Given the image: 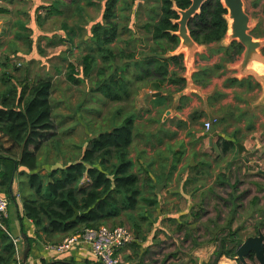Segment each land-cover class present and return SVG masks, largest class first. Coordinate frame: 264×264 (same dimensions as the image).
Instances as JSON below:
<instances>
[{"label":"rangeland","instance_id":"374dc122","mask_svg":"<svg viewBox=\"0 0 264 264\" xmlns=\"http://www.w3.org/2000/svg\"><path fill=\"white\" fill-rule=\"evenodd\" d=\"M115 1L118 10L122 5L123 15L112 18L113 23L118 25V36L110 47L115 52L119 49L127 53L132 51L136 58L151 54L152 41L142 24L145 23L150 10L157 7L160 1L139 0L134 6L129 4L132 0ZM75 6L76 4H72L65 9L73 11ZM93 8L98 11L100 6L94 5ZM142 8L147 11L144 16L138 15ZM244 9L250 17L251 34L255 38H263L264 0H244ZM131 10L132 16L136 15L130 21L128 13ZM70 17L64 19L62 24L67 30V38L55 34L48 50L44 49L43 45L39 46L36 59L32 61H27L24 57L11 59L10 55L14 54H0V63L3 61L8 63L7 67L2 69L1 66L0 69V78L8 82L0 85L1 93H5V89L13 84L19 90L20 81L24 78L29 83L39 77L50 78L53 82L50 99L54 127L52 135L38 152V163L40 166L43 165L42 171L47 173L51 170L49 167H63L80 158L92 138L120 124L125 115L133 114L135 136L129 146L128 156L132 159L131 171L138 175V201L134 209L123 207L118 216L107 219L103 224L125 225L134 232L136 224L140 226L138 223L144 222L147 216L151 217L152 214L147 209L149 205H153L151 202L162 201L168 206L166 208H169L171 203L176 204L172 200L184 204L188 202L191 205V213L177 219V229L174 232L177 244L174 251L180 253V257L186 255L178 263L183 264L186 260L184 257H187L188 261L191 259L189 253L193 250L194 243L199 242L204 246L207 242L213 245L207 264H214V261L215 264H259L255 257L250 261L247 257L239 260L235 256L227 255L216 258V254L221 241L226 244V248H234L235 252L236 247H233V244L237 245V241L242 243L248 236L257 235L258 232L264 234V66H256L259 62L264 64V45L251 56L253 59L251 61H254L251 66L257 69L255 72L249 64L248 67L241 68L243 50L240 54L233 55L235 49L228 48L231 40L227 38L220 43L204 47L209 57L201 61L219 62L223 70L221 74L229 77L225 81H221L222 77L216 78L221 84L215 89H220L225 94L223 96L225 103H221L215 113L218 117V122L214 125L217 136L209 138L210 135L207 134H196L199 128L202 131L201 125L211 117V113L203 115L197 123L192 119L191 124L189 123L188 127L184 126L182 134H179L174 129L173 131L170 128L164 131L159 129L175 124L171 119L174 112L172 101L169 104L170 108L161 106V111L155 115L146 109L149 108L146 96L140 93L141 90L138 91L143 84L147 85L146 81H134L131 86V97L124 102L109 101L103 93L94 91L96 69L101 65V56L91 40V32H87L90 21H74L72 15ZM59 25V21L55 22L56 28H59ZM77 25L84 27L76 29ZM126 25H129V28L125 30L123 26ZM62 41L64 44L61 45ZM86 54H93L95 58L92 78H84L81 73L82 58ZM46 56L48 64L42 65L40 57ZM71 64L78 72L77 76L80 78L78 84L68 80ZM174 70L181 73L183 66H178ZM3 72L5 75L1 74ZM211 72L218 74L221 67ZM244 72L253 75L249 73H245L247 76L242 75ZM231 78L238 81L231 82ZM154 92L162 94L159 90ZM168 111L170 114L167 119ZM194 114L198 116L197 113ZM150 129L157 137L149 132ZM180 135L183 136L181 140L178 139ZM160 136L161 145L166 143V150L154 148ZM223 140L228 142L226 150ZM177 148L182 152L181 157L175 152ZM185 154L186 157L181 160L183 164L178 167L176 158H182ZM99 158L93 164L111 174L113 165L117 162L115 155L104 157V163H99ZM165 161L175 164L174 173L177 171L175 179L172 178L173 174L168 180L164 177L167 171ZM82 181L83 179L78 181L75 187ZM162 182L165 184L157 192L156 186ZM169 190L189 193V201L177 196L173 199V194ZM27 193L29 192L26 190L25 195ZM18 227L10 204L6 228L12 233L15 229L18 230Z\"/></svg>","mask_w":264,"mask_h":264},{"label":"trees","instance_id":"16d2710c","mask_svg":"<svg viewBox=\"0 0 264 264\" xmlns=\"http://www.w3.org/2000/svg\"><path fill=\"white\" fill-rule=\"evenodd\" d=\"M159 1L142 24L153 46L152 53L141 58H136L132 51L127 53L119 49L115 52L110 47L118 36V25L112 21L113 16H116L117 1L108 0L103 22L93 25L91 40L101 56V65L96 69L94 91L103 93L107 100H129L134 81H146L147 85L143 84V87L157 91L165 85H171L176 90L184 86L185 80L174 70L178 66L182 67V56L168 53L179 43V37L175 34L178 24L173 22L179 18L178 9L188 8L191 0ZM226 13L227 9L220 0H207L189 20L188 29L193 40L205 46L220 43L228 27ZM123 27L125 30L129 28L128 25ZM8 33H4L2 40ZM229 47H234L233 55L243 50L242 45L235 40ZM82 59L83 77L92 78L95 62L93 54H86ZM4 67H7V62L2 64V69ZM220 67V64L215 66ZM209 70L205 67L201 70V83L205 84L209 80V76L204 75ZM1 74L5 75V72ZM77 74L71 64L68 80L78 84L80 78ZM230 81L236 82L238 79L231 78ZM2 82L3 85L8 84L7 80ZM20 85L19 90L15 84L7 87L5 93H1L0 89V160L11 162L10 168L6 166L0 170V194L7 196L10 201L17 197L14 198L9 190L12 164L16 162L17 167H21L18 172L22 202L19 217L33 222L37 238L55 232L70 233L87 227L95 228L107 219L118 216L123 207L134 209L139 195L138 175L131 171L132 159L128 156L133 141L134 115H125L120 124L92 138L80 158L44 173L38 163V152L53 133L50 99L53 82L50 78L39 77L29 83L24 78ZM223 144L226 150L227 140H223ZM111 155L117 158L111 174L93 164L98 157L99 163H104V157ZM81 179L83 181L75 187ZM26 190L29 193L25 195ZM8 239V234L0 229V264L14 263V246L7 242ZM221 242L224 255L233 257L234 248H226V244ZM237 242L233 247H238L240 241ZM247 258L253 260L254 253L250 252Z\"/></svg>","mask_w":264,"mask_h":264},{"label":"crops","instance_id":"0c3cea01","mask_svg":"<svg viewBox=\"0 0 264 264\" xmlns=\"http://www.w3.org/2000/svg\"><path fill=\"white\" fill-rule=\"evenodd\" d=\"M107 1L108 0H76L75 2L74 0H0V54H14L10 55L11 59H20L21 57L27 58V61L36 59L39 46L43 45L44 49L48 50L55 34L60 35L63 38H67V30L62 27V24L64 19L71 18L70 15H72L74 21H90L87 29V32L89 33L91 32L93 25L103 20V14ZM138 3L139 0H132L129 4L134 6ZM72 4H76L73 11H69V8L65 9L66 6L69 7ZM94 5L100 6V9L95 11L93 8ZM115 10H117L115 12L116 16L123 15L122 5L118 10V6L116 4ZM132 12L133 10L128 13L130 15V21L131 18L134 19L136 15L134 14V16H132ZM141 14H147V11L142 8L138 15ZM113 18H115V16H113ZM57 21L60 22L59 28L55 27V22ZM80 27L84 26L77 25L75 28L79 29ZM7 31H9L8 35L4 40H2L4 33ZM63 41L61 45L64 44ZM207 57H209L207 55V50L204 49L201 53L196 55V62L194 64L197 70L193 73V79L200 87V92L190 90L183 93L181 89L176 90V88L171 85H165L161 90H159L162 94L153 97L151 96V92H154V90L146 87L138 89V91L141 90L140 93L142 92V94L146 96V101L149 103V108L147 107L146 109L153 112L154 115L161 111V106H167L166 109L170 108L169 104H171L172 101L174 112H172L173 115L171 119H173L175 124L159 128L162 129V131L166 128H170L172 131L174 129L179 134H182L183 127H188L189 123L191 124L192 119L197 123V120H200L203 115H208V113H211V117H216L218 119V117L215 116V113L220 107V104L225 103V100L223 101V96H225V94L222 90L215 89V87H220V82L225 81L229 77H224V75L221 74L223 71L222 67L221 72L218 74L211 72L214 69H218L215 68L218 62L215 60L209 61L208 63L207 61H201ZM40 60H42V65L48 64L47 56L42 58L40 57ZM4 62L7 61L0 63V69ZM204 67L210 69L208 72L204 73L205 76H209V80L205 84L201 83L200 79L202 74L201 70ZM183 73L184 68L180 75H183ZM219 77H222V80L218 83L216 78ZM2 80L3 79L0 78V85H3ZM194 113H197L198 116H195ZM169 114L170 111H168V114L166 115L167 119L169 118ZM202 127L203 124L201 125V129ZM196 131V134H207L208 136L210 135L209 138L215 137L212 136L210 132H205L203 129L201 131L200 128ZM149 132L157 137L152 129H150ZM194 132L195 131L193 130V133ZM134 136L135 133H133V141ZM182 137L183 136L180 135L178 139L181 140ZM161 142L162 139L160 136L158 142L154 144V148L156 150H166V143L162 146ZM210 142L211 140H209V143ZM175 152L180 154L181 157V150H178L177 148V151L175 150ZM186 154L182 156V158H176V165L178 167L183 164L181 160L186 157ZM12 165L13 171L9 190L10 193L13 194L14 198L16 196L17 197L14 200H11L10 204L14 210L15 219L19 224L18 230L15 229L12 233L9 228L7 229L9 233V239L7 242L12 243L14 246L13 264H16L17 261H21L22 264H98L96 258L91 253L90 248L86 244L78 245L72 250L62 254H58L51 248L47 247L49 244L59 242L68 233L55 232L48 236L42 235L41 238H37L36 228L33 222L25 217H23L22 220L20 219L19 216L22 202L19 197L20 176L18 172L21 170V167H17L16 162ZM164 165L167 170L164 177L168 180V177L173 174L172 178L175 179L177 173V171L174 173L176 168L175 164L172 165L168 161H165ZM170 165L172 166L170 167ZM6 166L10 168L11 162L1 159L0 170ZM42 167L43 165L40 166L41 170L43 169ZM48 169L51 168L49 167ZM42 172H44V170ZM164 184L165 183L163 182L160 184L161 187L159 190H161ZM171 192L173 194V199L174 196H177L185 198V200L189 201V193H183L182 191L179 193L177 190ZM172 201L176 204L171 203L169 208H166L168 206L163 204L162 201H154L153 205H149L147 207L152 214L151 217L147 216V219L145 218L143 220L144 222L138 223L141 224L140 226L136 224L134 232L131 231L133 233L132 240L116 252L121 264H182V262L178 263V261L182 260L183 256L186 255L184 254L180 257L181 254L174 251L177 247L174 232L177 229V219L180 216H185L186 214L191 213V205L188 202L184 204L177 200L176 202L175 200ZM7 221L8 213L7 218L5 219L6 225ZM29 238L30 241L28 240ZM4 242L5 240L3 243ZM27 244L30 245V249L24 259L23 252ZM201 244L202 243L199 242L194 243L193 250L189 253L191 259L188 261L187 257H184L186 260L183 264H207L208 255L213 249V245L207 242L204 243V246ZM207 244L211 246L208 247Z\"/></svg>","mask_w":264,"mask_h":264},{"label":"water","instance_id":"95a60500","mask_svg":"<svg viewBox=\"0 0 264 264\" xmlns=\"http://www.w3.org/2000/svg\"><path fill=\"white\" fill-rule=\"evenodd\" d=\"M207 0H191V4L188 8L184 10L178 9L179 18L174 20V23L178 24V30L175 34L179 37V43L177 47L170 51L169 55H181L182 56V66L184 68V73L182 78L185 80L184 86L181 91L186 93L190 90H195L200 92V87L194 82L193 73L197 70L195 67L196 55L201 53L206 47L204 44H199L193 40L188 29V23L191 18H193L199 11L200 8ZM223 6L227 9L225 18L227 21V31L223 39L237 41L243 47L242 51V61L241 68L244 69L248 67V64L252 69L257 71L255 66H251L254 61H251V56H253L256 50L264 45V37L255 38L250 32L249 22L250 17L244 9V0H220ZM230 22V23H229ZM222 39V40H223ZM221 40V41H222ZM256 64V62H255ZM253 64V65H255ZM257 67L263 65L259 62ZM247 69V68H246ZM256 69V70H255ZM250 72H244L242 75L247 76ZM253 75V74H252ZM236 77V76H234ZM242 78V77H241ZM159 92L151 93V95H159ZM209 132L212 136H217V131L212 127ZM161 185L157 186V191L160 189ZM78 212H76V215ZM30 249V245L27 244L23 252L24 259ZM250 252L254 253V256L259 264H264V234L258 232L257 235L248 236L242 243L238 245L235 249V258L242 260ZM233 256V257H234ZM218 258V256L216 257ZM215 264V261L213 262Z\"/></svg>","mask_w":264,"mask_h":264},{"label":"built area","instance_id":"2783aa9c","mask_svg":"<svg viewBox=\"0 0 264 264\" xmlns=\"http://www.w3.org/2000/svg\"><path fill=\"white\" fill-rule=\"evenodd\" d=\"M218 122L216 117H210L203 122V130H209ZM10 199L0 194V229L6 232L5 219L7 218ZM133 233L125 225L108 226L102 224L98 227L83 228L80 231L67 234L59 242L47 245L54 252L62 254L72 250L74 247L86 244L98 264H121L116 252L132 240ZM16 264H22L17 261Z\"/></svg>","mask_w":264,"mask_h":264},{"label":"flooded vegetation","instance_id":"af4514ba","mask_svg":"<svg viewBox=\"0 0 264 264\" xmlns=\"http://www.w3.org/2000/svg\"><path fill=\"white\" fill-rule=\"evenodd\" d=\"M256 34H254V36H255ZM224 255V253H223V250H222V247H221V244H220V247L218 248V253L216 254V257L218 256V258L219 257H221V256H223ZM248 255V254H247ZM225 256V255H224ZM247 257V256H246ZM255 257V256H254Z\"/></svg>","mask_w":264,"mask_h":264}]
</instances>
